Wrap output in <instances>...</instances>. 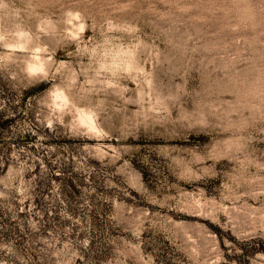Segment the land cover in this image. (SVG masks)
<instances>
[{"label": "rangeland", "instance_id": "1", "mask_svg": "<svg viewBox=\"0 0 264 264\" xmlns=\"http://www.w3.org/2000/svg\"><path fill=\"white\" fill-rule=\"evenodd\" d=\"M0 264H264V0H0Z\"/></svg>", "mask_w": 264, "mask_h": 264}]
</instances>
